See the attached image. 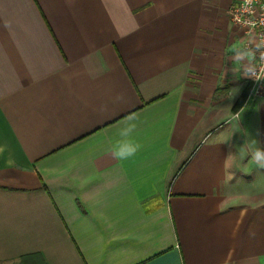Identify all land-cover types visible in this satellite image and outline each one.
I'll use <instances>...</instances> for the list:
<instances>
[{
    "label": "crops",
    "instance_id": "obj_1",
    "mask_svg": "<svg viewBox=\"0 0 264 264\" xmlns=\"http://www.w3.org/2000/svg\"><path fill=\"white\" fill-rule=\"evenodd\" d=\"M233 3L0 0V264H264V169L227 158L264 144Z\"/></svg>",
    "mask_w": 264,
    "mask_h": 264
},
{
    "label": "clouds",
    "instance_id": "obj_2",
    "mask_svg": "<svg viewBox=\"0 0 264 264\" xmlns=\"http://www.w3.org/2000/svg\"><path fill=\"white\" fill-rule=\"evenodd\" d=\"M256 50L259 51V59L264 61V41L256 45ZM255 52H237L234 63L238 67L230 69L234 78H250L254 81L264 80V70H258L257 67L248 61V57H255ZM135 117L129 116L123 123V126L118 129L120 139L111 149V156L116 161H125L133 158L142 148V145L132 139L133 133L136 131L137 125L134 122ZM244 143L241 146H236L235 151H230L227 158L236 156L239 162L255 165L256 169H264V144L256 138H253L249 133L246 135ZM231 139V138H230ZM226 158V159H227Z\"/></svg>",
    "mask_w": 264,
    "mask_h": 264
},
{
    "label": "built area",
    "instance_id": "obj_3",
    "mask_svg": "<svg viewBox=\"0 0 264 264\" xmlns=\"http://www.w3.org/2000/svg\"><path fill=\"white\" fill-rule=\"evenodd\" d=\"M230 21L243 32L244 50L255 52L254 65L258 70H264V61L259 59L256 45L264 41V0H234L227 10ZM249 99H257L264 94V80L254 81L249 78Z\"/></svg>",
    "mask_w": 264,
    "mask_h": 264
},
{
    "label": "trees",
    "instance_id": "obj_4",
    "mask_svg": "<svg viewBox=\"0 0 264 264\" xmlns=\"http://www.w3.org/2000/svg\"><path fill=\"white\" fill-rule=\"evenodd\" d=\"M249 87L244 91V93L242 94V96L239 98V100L237 101V103L234 106V110L237 111L239 110L241 107H243V105L245 104L248 95H249ZM32 258H38V256H33ZM24 264H40L38 261L34 260V261H29V263H27V261H24Z\"/></svg>",
    "mask_w": 264,
    "mask_h": 264
}]
</instances>
